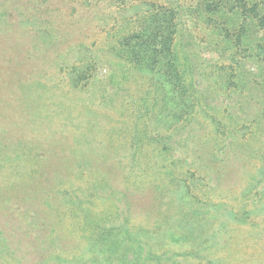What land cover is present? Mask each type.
Listing matches in <instances>:
<instances>
[{
	"label": "rangeland",
	"instance_id": "obj_1",
	"mask_svg": "<svg viewBox=\"0 0 264 264\" xmlns=\"http://www.w3.org/2000/svg\"><path fill=\"white\" fill-rule=\"evenodd\" d=\"M152 1L169 2L0 0V264H122L119 242L129 257L144 245L140 264H264V126L224 108L218 87L196 122L165 116V86L114 53ZM191 29L201 60L215 34L199 16ZM170 133V148L154 142ZM232 133L246 155L211 157Z\"/></svg>",
	"mask_w": 264,
	"mask_h": 264
},
{
	"label": "trees",
	"instance_id": "obj_2",
	"mask_svg": "<svg viewBox=\"0 0 264 264\" xmlns=\"http://www.w3.org/2000/svg\"><path fill=\"white\" fill-rule=\"evenodd\" d=\"M147 8L139 21V26L124 33L117 40L114 53L128 61L139 72L150 73L154 80L165 86L163 102L165 98L166 105H163L168 107L165 116L175 119L183 117V120L192 118L196 122L198 117L193 116L195 102L203 97L204 106H211L208 95L213 94L214 89L218 87L222 89L219 93L223 95L224 108L234 110L237 113L235 115L250 116L249 120L257 128L264 126V0H206L193 5V9L178 3L177 0H169L167 3L152 1ZM198 16L209 21L212 28L210 30L215 34V39L205 42L212 46L209 48V55L197 56L201 60H196V52L193 53L189 49L199 46L196 44V37L191 33V27L196 23ZM178 46L183 49L180 50ZM86 50L78 51L75 60L84 63L80 68L86 75L82 78L88 79L89 72L95 69L96 60L86 61L87 55H83ZM220 58L227 59L231 64L224 66L223 63H219L224 67L215 65L216 71L213 76L205 75V64L213 63L215 59ZM248 62L251 65H247ZM210 72L212 71H208ZM195 74L199 77L187 83L186 78ZM208 76L213 82L208 80ZM202 83L205 84L202 86ZM173 109L176 111H172ZM181 125L182 123L179 124ZM186 132L187 134L182 136L183 139L196 141L193 129ZM251 132L249 130L245 135L250 136ZM232 134L230 140L222 144L218 143L219 139L214 140L213 144L219 148L212 155L209 153L211 157L220 161L232 154L235 158L246 155L245 143H235L237 138L234 133ZM172 137L171 133L163 137L157 134L154 142L157 143L160 139L165 148H170ZM248 138L244 140L248 141ZM239 161L245 165L244 161ZM223 168L224 166L216 168L220 171L219 175L222 174ZM218 181L215 180V184ZM73 217L78 218L75 214ZM45 223L43 221L38 227L44 228ZM114 229L102 227L97 239L106 245V251L111 249L110 252L113 253L116 242L110 238H113ZM128 231L124 229V232ZM118 245L123 249L122 264L144 262L141 253H137L136 249L142 250L143 244H137L132 257L128 254L133 249L127 243L119 242Z\"/></svg>",
	"mask_w": 264,
	"mask_h": 264
}]
</instances>
